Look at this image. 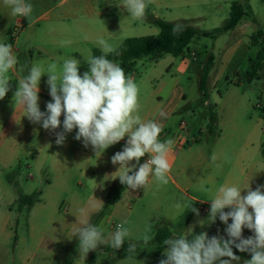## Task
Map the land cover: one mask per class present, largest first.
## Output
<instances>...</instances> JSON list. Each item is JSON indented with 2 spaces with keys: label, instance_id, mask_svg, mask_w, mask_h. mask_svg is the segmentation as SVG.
Returning <instances> with one entry per match:
<instances>
[{
  "label": "rangeland",
  "instance_id": "rangeland-1",
  "mask_svg": "<svg viewBox=\"0 0 264 264\" xmlns=\"http://www.w3.org/2000/svg\"><path fill=\"white\" fill-rule=\"evenodd\" d=\"M233 1L237 0H147L145 17L140 20L132 19L123 6H118L121 0H112V6L108 8L111 15L115 16L113 23L118 29L119 40L110 43L115 50L122 46L124 40L121 39L156 36L158 29L149 22L154 16L164 21L186 25L196 32L183 57L164 55L157 60L142 57L136 59L126 73L131 75L139 86L141 108H154L157 101L155 89L159 84H167V87L172 77L178 79L177 94L185 96L184 100L179 99L180 108L184 109L173 119V125L180 120L184 126L180 131L181 137L188 139L192 150L201 149L203 153L202 164L195 166L193 158H187V154L182 150L184 154L182 156L186 158L177 159L171 169L172 179L188 194L192 192L190 188L186 190V186L194 182L196 167L204 171L209 166L215 172L214 186L222 181V176L217 173V161H209L211 148H214L215 154L222 150L220 158L224 169L229 170L235 178L240 177L234 166L240 144L237 142L228 144L224 140L217 143L213 141L220 135V130L223 131L225 139L228 137V133L231 132L229 129L231 124L227 122L230 114L234 116L237 128L245 133L253 128L259 132L264 124L260 113V108H264V79L251 82L245 79L248 59L254 57L257 51V47L250 43V36L257 29L264 31V0L248 2L251 18L255 21L252 27L244 32L237 29L219 32L228 17L229 6ZM27 2L32 3L31 0ZM41 3L53 5L54 0H42ZM49 7L51 6H45L42 11H47ZM103 9L104 2L96 11L102 12ZM57 10L54 8L46 13V18L39 21L37 31L52 20ZM82 15L85 17L87 14ZM101 18L104 21L103 17ZM85 20L95 21L87 18ZM245 20L251 21L250 18ZM77 22L71 20L67 24L70 34L74 32ZM21 31L18 36L22 34ZM202 33L209 35L203 36ZM36 43L44 47L50 45L45 39H36ZM52 49L44 50V53L52 57L58 66L71 56L80 60L81 75L88 70L85 60L96 50H91L90 54L87 49L81 53L78 48L71 46ZM210 55L213 57V65L208 72L205 89L208 104H201L202 93L198 90V84L201 68ZM45 91L49 93V86ZM162 101L166 104L165 108H168L172 99L166 101L162 97ZM39 107L42 108L40 103ZM211 108H215L218 125L208 132V120H205V117ZM76 131L77 129H73L70 136L74 142L78 141L75 139ZM235 136H241V133L236 132ZM192 138H197L198 142H190ZM40 145L38 140L36 148L28 157L21 155L18 148L19 155L16 160H11V157H7L6 161L0 160V264H23L25 257L31 254L28 252H34L30 264H159V261L165 258L162 256L163 251L160 256H154L156 243L151 239L148 244H144L142 236L148 225H151L150 235L154 237L155 231L159 228L169 229L173 233L186 222L184 216H187L189 211L186 208L189 201L185 195L179 193L172 182L158 186L150 177L146 188L133 190L136 192L134 195L132 190L127 189L119 180L120 188L116 192L108 183L105 174L110 160L105 162L106 168L101 172L91 171L95 167L94 162L83 171V163L74 161L75 145L67 153L72 165L65 174H62L56 166L57 157L50 153L55 147L52 150L44 147L39 151ZM256 161L261 163L264 170V156L258 153ZM202 178L205 179L203 176ZM38 192L40 193L38 203L29 210L25 208L18 210L17 199L20 193L31 195ZM95 202L102 206L94 216L89 211L93 207L91 204ZM177 204L182 206L177 208ZM199 207L210 211V206ZM82 208L86 209L87 215L80 214ZM197 216H204L205 223L195 233L196 235L206 232L209 215L202 212ZM181 218L182 223L179 222ZM29 220H32L35 226L34 239L29 237ZM77 220H88L98 225L106 235L114 232L118 224L127 220L129 237L122 248L128 246V241L136 242L138 255L129 260L126 258V248L117 251L108 249L107 245H100L97 250L90 251L84 260L81 259L78 241L73 238L74 229L81 226L76 223ZM189 227H192V224L187 228ZM22 239H25V242H22Z\"/></svg>",
  "mask_w": 264,
  "mask_h": 264
},
{
  "label": "clouds",
  "instance_id": "clouds-1",
  "mask_svg": "<svg viewBox=\"0 0 264 264\" xmlns=\"http://www.w3.org/2000/svg\"><path fill=\"white\" fill-rule=\"evenodd\" d=\"M3 3L15 17H30L33 5L27 0H3ZM118 6H123L128 16L140 20L145 17L148 7L147 0H121ZM182 25L177 24L173 33L181 31ZM67 43V42H66ZM100 49L99 56H90L85 60L88 70L81 75V61L73 56L57 63L48 64L45 69L39 64H32L27 74L18 79V88L14 93V107H23L24 116L34 124H40L43 129L56 133V143L62 145L65 134L77 129L75 139L82 141L84 147L92 146L97 153H103L110 146L128 137L122 151L111 157L114 165H119L115 173L121 184L127 189H145L150 177L159 185L169 182L172 163L170 155L174 141L171 138L160 140L163 124L159 120L142 121L137 115L139 105V86L131 75L116 62L108 59L115 49L104 39L97 40ZM19 64L10 43L0 42V100H3L10 90L9 71ZM19 71L23 72L24 68ZM47 75V85L51 101L46 104V111L39 107V84L41 77ZM63 114V131L56 132L61 126ZM159 116L166 118L161 110ZM149 158L143 164L142 157ZM216 161V156H212ZM135 161V164H131ZM131 173V174H129ZM114 174V173H113ZM201 191L208 192L203 184ZM246 194L242 195V192ZM210 201L209 223H215L217 217L227 225L223 236L209 238L207 232L194 234V227H189L180 235H173L162 241L164 250L159 264H237L240 257L235 255L233 247L240 252H248L251 259L243 264H264V185H257L255 190L250 187L241 189L236 185H221ZM182 205L177 204L180 208ZM230 209L225 211V209ZM251 209V211H250ZM190 211L199 215L198 209L191 206ZM82 216L87 215L86 209H80ZM231 219V223L228 221ZM81 226L73 231V238L78 241L80 258L85 259L90 251L97 250L100 245H107L120 250L129 237L128 221L116 226L112 233L105 234L98 225L88 220L79 221ZM201 226L204 221L198 222ZM244 228L254 235L243 238ZM151 225L144 229L142 241L148 244L152 235ZM127 259L138 255L137 243L128 241Z\"/></svg>",
  "mask_w": 264,
  "mask_h": 264
},
{
  "label": "crops",
  "instance_id": "crops-1",
  "mask_svg": "<svg viewBox=\"0 0 264 264\" xmlns=\"http://www.w3.org/2000/svg\"><path fill=\"white\" fill-rule=\"evenodd\" d=\"M31 1V4L33 5V13L30 17L24 18L12 16L10 9L4 5L3 0H0V42L9 43L8 33L11 28H13L18 23H23V27L21 29L22 34L16 38L12 45L13 52L18 58L19 64L15 69L9 71V76L11 78L9 81L10 90L6 94L5 98L0 100V160L6 161L7 157H11V160H16L19 155L17 150L18 148H20L21 155L28 157L36 148L37 141L40 140L41 145L39 147V151H42L44 147H46L48 150H52L55 147V150L51 151L50 153L51 155L57 157L56 166L62 171V174H65V172L72 165L70 156L67 153L73 148V146L76 145V148L74 149V161L76 160L77 163H83V171H85V169L87 170L89 164L94 162L95 167L91 171L94 173L101 172L106 168L105 162L110 160V165L105 170V174L108 178V183L115 189L116 192H118L120 183L119 178H116V176L119 175V173L115 172L118 170L119 165L112 164L111 157L116 152L123 150V147L125 146L128 139L127 136H125V138L120 142L110 146L113 149H109V147L103 153L97 154L93 150L92 146L89 145L88 147H84L82 141L74 142L70 138L72 132L66 133L64 143L62 145H58L55 142V132H52L51 130H45L40 124H34L29 121L26 116L23 117L24 110L22 106L16 105L14 107V93L18 88V79L27 74V69L34 63L41 65L45 69L47 68L48 64L54 63L52 57L45 54L44 50H50L52 48L62 49L63 47L69 46L78 48L81 53H83L86 49L89 50L90 54L91 50L93 49L99 50L92 51L93 54L95 51L100 52V49L97 45L98 39L102 38L109 44L113 42L115 43L117 40H119L117 34L118 29L113 23L115 16H112L108 9L112 6V0H54L53 5H43L41 3L42 0ZM102 2H104L105 9H103L102 12L96 11V8L101 6ZM45 6L51 7H49L47 11L43 12L42 10ZM54 8L58 9L56 15H54L52 20H50L44 28L38 29L37 31V25L39 21L46 18V13H48L50 10H53ZM83 13L87 15L83 17ZM101 17H103L104 21H102ZM85 18L90 20L95 19V21L93 20V23L87 22ZM153 18L156 17L154 16ZM71 20L78 22L74 32L70 34L67 24H69ZM254 24L255 22L245 20V18H243L232 30L234 31L237 29V31L244 32ZM36 39H45L47 42H50V47L39 45L36 43ZM121 40L123 41L125 39ZM256 47L258 49V46ZM34 53H36L35 56ZM20 68H24V71H19ZM179 73H181V71ZM47 79L48 76L46 74L43 75L39 84V103L42 106V108H40L41 111H46V104L51 101L50 94L45 91V89L48 87ZM166 85L167 84H159V87L155 89L157 101L154 108H141L142 105L139 104L140 107L136 114L140 116L142 121L159 120L163 124V130L159 139L163 141L165 139L171 138L174 141L173 149L170 155L172 168L175 166L177 159L184 157L182 156L184 155L183 152H181L182 150L187 154V158H193V165L196 166L197 164H202V150H192V145L188 143V139L181 137L180 135V124L183 123L179 120L176 125H173V119L182 109H184L180 108L181 106L179 99L184 100L185 96L182 94H177L178 79L176 77H172L167 87ZM162 97H164L166 101L172 99V102L168 108H165L166 104L164 101H162ZM141 99L142 98L139 97V101ZM206 103L207 101H205L204 104ZM161 110L166 112V118L159 116V112ZM261 116V119L264 120V115ZM63 118L64 117L62 114L60 117L61 126L56 130V132L63 131ZM234 119V116L230 114L227 122L231 124L229 128L231 132L228 133V137L225 139L223 131L220 130V135H217L213 141L214 143H217V141L224 140L228 144L235 142L240 144V151L237 153L234 161V166L238 170L240 177L235 178L229 170L224 169L223 161L220 158V155L223 154L222 150L215 154L214 148L209 150V161L211 162L213 155L216 156V165L218 167L217 173L222 176V181L217 186H214L215 172L209 166H207L204 171H200L197 167L195 168L194 182L190 185L187 184L188 186H186V190L190 188L192 192L190 194L186 193L181 187H179L169 174V181L172 182L179 193L185 195L189 201L186 207L189 211L187 216H184L186 217V222L181 227H177V230L173 231V233L167 229L170 233V236L184 233L187 227L191 224L192 226H195V234L201 227L198 222L204 221L205 217L197 216L196 213L190 211L191 206L193 205V207L198 209L199 213L203 212L209 215L210 211L199 206H210V201L203 200L210 199L221 185H236L243 189L250 183V187L253 190H255L257 185H264V170L261 168V163L256 161V156L258 153L261 154V145L262 142H264V124H262V128H260L259 132L253 128L251 131L245 133L237 128L234 123ZM261 119H258V121H261ZM205 120H208V115L205 117ZM217 125V117L215 114V122L212 129L217 127ZM236 132H240L241 136H235ZM190 142L196 143L198 142V139L192 138L190 139ZM185 145H187V148L184 149ZM148 158V154H145V156L141 158L140 163H145ZM131 164H135V161H132ZM178 174H180V172H178ZM202 176L205 177V179H203ZM201 184H203L205 188L209 189V191H201L199 189V185ZM243 194H246V191L242 192V195ZM91 205L93 207L89 212H91V215L95 216L100 211L102 205H100L98 202L92 203ZM113 205L116 206L115 203H113ZM229 210L230 209L227 208L225 209L226 212ZM181 221L182 218L179 222ZM231 222L232 221L230 219L228 223L230 224ZM226 227L227 225L221 222L219 217H217L215 223H207L205 230L208 233V236L211 235L209 238L212 236H223L227 239L228 237L225 232ZM34 230V223L32 220H29L28 232L29 237L32 239L35 238ZM221 230L222 232H220ZM253 235L254 233L247 228H244L242 231L243 238H248ZM38 240L39 239H37V241ZM22 242H25V239H22ZM233 249H235V251L233 250L235 255L240 257L238 264H243L245 260L251 259V256L248 252H240L235 247H233ZM28 253L31 254L30 256L25 257L23 264H30L34 252ZM233 264H237V262H233Z\"/></svg>",
  "mask_w": 264,
  "mask_h": 264
},
{
  "label": "trees",
  "instance_id": "trees-1",
  "mask_svg": "<svg viewBox=\"0 0 264 264\" xmlns=\"http://www.w3.org/2000/svg\"><path fill=\"white\" fill-rule=\"evenodd\" d=\"M249 0H237L231 2L229 6L228 17L219 32H226L234 29V27L243 19L250 18L252 22H255L251 18V10L248 5ZM149 22L158 29L156 36H145L140 38H127L124 40L121 47L115 50L114 53L108 55V59L118 63L125 71L128 72L136 59L142 57H148L151 60H157L164 55H170L174 58H181L184 52L188 51L187 47L191 42L196 32L191 28L183 24L181 31L173 33V28L177 23L164 21L158 18H150ZM203 36L209 35L208 33H202ZM250 43L254 46H258V49L253 58L248 59V70L245 72V79L247 82L253 80L264 79V31L257 29L250 36ZM100 52H94V56H99ZM213 65V57L210 55L204 66L201 68V76L198 84V90L202 93L201 104H204L207 98L205 92L206 83L208 78V72ZM214 108L208 109V125L207 130H212L215 122ZM261 115H264V108H260ZM261 154L264 156V142L261 145ZM40 193H34L31 195H25L20 193L17 199L18 210L23 208L29 210L35 203L39 202ZM170 237V233L165 228H159L155 231L154 242L157 247L153 252V255L158 257L164 250L162 241ZM127 247L121 248L117 251H123ZM108 249L112 250L110 246ZM116 250V249H115Z\"/></svg>",
  "mask_w": 264,
  "mask_h": 264
},
{
  "label": "built area",
  "instance_id": "built-area-1",
  "mask_svg": "<svg viewBox=\"0 0 264 264\" xmlns=\"http://www.w3.org/2000/svg\"><path fill=\"white\" fill-rule=\"evenodd\" d=\"M23 27V23H18L17 25H15L13 28H11V30L8 33V38H9V43L11 45H13V42L16 40L19 31L22 29ZM184 126L183 124H180V128L182 129ZM133 194L135 195L136 192L134 193V191L132 190Z\"/></svg>",
  "mask_w": 264,
  "mask_h": 264
}]
</instances>
